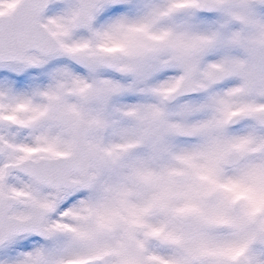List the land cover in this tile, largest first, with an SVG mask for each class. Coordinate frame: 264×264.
Returning <instances> with one entry per match:
<instances>
[{"label":"snow or ice","instance_id":"snow-or-ice-1","mask_svg":"<svg viewBox=\"0 0 264 264\" xmlns=\"http://www.w3.org/2000/svg\"><path fill=\"white\" fill-rule=\"evenodd\" d=\"M0 264H264V0H0Z\"/></svg>","mask_w":264,"mask_h":264}]
</instances>
